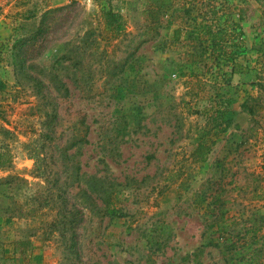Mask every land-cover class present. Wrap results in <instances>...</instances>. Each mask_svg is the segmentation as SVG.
Returning <instances> with one entry per match:
<instances>
[{"label":"rangeland","instance_id":"374dc122","mask_svg":"<svg viewBox=\"0 0 264 264\" xmlns=\"http://www.w3.org/2000/svg\"><path fill=\"white\" fill-rule=\"evenodd\" d=\"M102 6L0 0V264H225L213 211L264 234V0Z\"/></svg>","mask_w":264,"mask_h":264},{"label":"trees","instance_id":"16d2710c","mask_svg":"<svg viewBox=\"0 0 264 264\" xmlns=\"http://www.w3.org/2000/svg\"><path fill=\"white\" fill-rule=\"evenodd\" d=\"M105 6L101 7L100 16L105 21V23L111 28V31L114 34H118L125 30L126 22L123 15L115 11L111 6V1L113 0H104ZM63 7L52 8L46 10L42 15L40 25L34 30V32L21 40H19L20 46L25 45L29 42H34L38 37H43L46 33L48 27L47 16L54 12L62 9ZM210 31V30H207ZM221 29L217 30L212 34L213 41H220ZM222 39V38H221ZM236 63L233 64L232 72L233 73H242L243 67H238ZM34 77V76H32ZM264 77V76H263ZM262 77V78H263ZM35 83L38 86V91H41V81L38 77H35ZM63 83V81H62ZM263 84V79L259 80V85ZM68 88L64 86V92L67 93ZM253 107L249 108V111H253ZM205 147L204 144L198 143L197 149ZM196 152V151H195ZM208 152V147H205L203 151H199V159L204 160L206 158V153ZM215 215L216 220V231L217 236L211 244L219 249L222 252L225 264H256L259 261V258L262 254V249L264 245V234H258L257 228L246 222L244 219H239L237 216L229 215L225 211L224 207H219L217 211L212 212ZM73 222V221H72ZM252 228V232L249 233V230ZM77 242H74L70 245L68 251H73L74 254H77L76 251Z\"/></svg>","mask_w":264,"mask_h":264}]
</instances>
